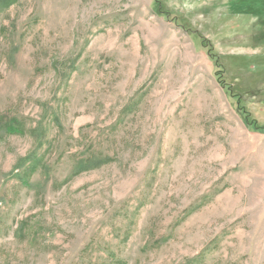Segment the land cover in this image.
<instances>
[{"label":"rangeland","instance_id":"obj_1","mask_svg":"<svg viewBox=\"0 0 264 264\" xmlns=\"http://www.w3.org/2000/svg\"><path fill=\"white\" fill-rule=\"evenodd\" d=\"M0 264H264V0H0Z\"/></svg>","mask_w":264,"mask_h":264},{"label":"trees","instance_id":"obj_2","mask_svg":"<svg viewBox=\"0 0 264 264\" xmlns=\"http://www.w3.org/2000/svg\"><path fill=\"white\" fill-rule=\"evenodd\" d=\"M217 63H218V62H217ZM218 66H219V64H218ZM221 73H222V72L219 71V72L217 73V75H218L219 82H222L223 85H224L225 83L223 82V77H222Z\"/></svg>","mask_w":264,"mask_h":264},{"label":"crops","instance_id":"obj_3","mask_svg":"<svg viewBox=\"0 0 264 264\" xmlns=\"http://www.w3.org/2000/svg\"><path fill=\"white\" fill-rule=\"evenodd\" d=\"M227 191H228V188H227ZM227 191H226V192H227Z\"/></svg>","mask_w":264,"mask_h":264}]
</instances>
